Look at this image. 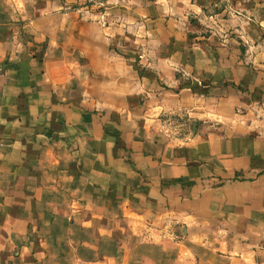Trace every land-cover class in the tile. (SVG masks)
Listing matches in <instances>:
<instances>
[{
  "label": "crops",
  "instance_id": "crops-1",
  "mask_svg": "<svg viewBox=\"0 0 264 264\" xmlns=\"http://www.w3.org/2000/svg\"><path fill=\"white\" fill-rule=\"evenodd\" d=\"M156 251L264 264V0H0V264Z\"/></svg>",
  "mask_w": 264,
  "mask_h": 264
},
{
  "label": "rangeland",
  "instance_id": "rangeland-1",
  "mask_svg": "<svg viewBox=\"0 0 264 264\" xmlns=\"http://www.w3.org/2000/svg\"><path fill=\"white\" fill-rule=\"evenodd\" d=\"M232 14V13H230V12H227V14ZM212 25H214V23L212 24ZM211 28H209L208 29V31L210 30ZM207 30H205V32H206ZM203 32H204V30H203ZM28 218L30 219V215L28 216ZM177 226V225H176ZM156 230V229H155ZM170 229H167V231H166V233H168V231H169ZM174 232H176V231H174ZM174 232L172 231L171 232V234L173 235L174 234ZM164 231L161 229V230H156L155 232H154V235L155 236H157V235H159V236H163L164 234ZM154 256H155V259L153 260V261H151V260H149L148 262L146 261V260H139V261H135V260H137V258L135 257L133 260H131L130 261V264H164V261H163V255H161L160 254V252H154Z\"/></svg>",
  "mask_w": 264,
  "mask_h": 264
}]
</instances>
